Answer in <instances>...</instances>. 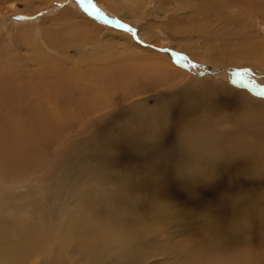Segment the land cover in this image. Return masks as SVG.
<instances>
[{
    "label": "bare ground",
    "instance_id": "bare-ground-1",
    "mask_svg": "<svg viewBox=\"0 0 264 264\" xmlns=\"http://www.w3.org/2000/svg\"><path fill=\"white\" fill-rule=\"evenodd\" d=\"M110 1L105 3L110 6ZM251 3L247 0L246 7L258 13L259 5L252 9ZM42 67L13 75L11 65L5 67L7 74L0 69V183L6 189L34 171L44 176L68 166L71 171L77 165L73 154L87 151L82 160L95 159L85 192L90 190L96 201L88 205L79 196L64 228L66 249L80 256L77 264H136L148 239L180 226L176 235L181 241L173 243L168 234V245L155 249L168 264H264V102L201 78L190 99L189 93L166 88V94L155 97L160 105L150 109L141 95L168 82L157 85L161 79L152 80L142 68L137 73L134 68L95 71L93 85L79 68L68 85L66 72ZM261 67L253 70L259 75L252 74L264 86ZM123 100L122 109L95 116ZM227 122L235 126L228 132L240 139L220 140L209 150L208 141L219 135L212 128L225 135L216 126ZM78 123L89 127L78 129ZM73 128L71 137L89 139L86 145L92 148L71 141L65 149L69 137H62L58 147L64 152L53 165L45 150ZM203 184L214 192L207 200H194L206 192ZM172 200L184 201V219L173 205L165 213L160 210L161 203ZM14 212L15 225L0 227V264H22L19 248L32 235V208L18 205Z\"/></svg>",
    "mask_w": 264,
    "mask_h": 264
},
{
    "label": "rangeland",
    "instance_id": "rangeland-1",
    "mask_svg": "<svg viewBox=\"0 0 264 264\" xmlns=\"http://www.w3.org/2000/svg\"><path fill=\"white\" fill-rule=\"evenodd\" d=\"M105 1L0 0V69L11 65L15 70L11 75L23 70L35 72L42 66L60 73L62 70L69 75L66 80L71 85V75L80 68L84 72L83 78L93 85L92 74L95 71L126 68L134 71V68L137 73L142 68V72H151L152 80L161 79L157 85L168 82V86L149 89L141 95L147 99L145 104L150 109L160 105L155 97L166 94V88H171L169 91L172 92L189 93L187 99H190L201 86L202 83H198L201 78L222 89L231 91L227 87L236 88L240 96L248 100L264 102V86L255 76L259 72L253 73L254 69L262 70L261 66H264V0H249L253 4L250 5L252 9L254 4L259 5L260 8H256L258 13L249 11L247 0H111V7ZM52 63L59 68L51 67ZM2 71L8 73L6 68ZM207 101H217V98H208ZM119 104L116 108L103 109L95 116L122 109L126 101ZM233 115L230 114V118ZM78 124V129L89 127V124ZM216 127L225 131V135L212 128L219 135L208 141L209 150L214 149L220 140L240 139L228 132L235 127L229 122ZM77 128L65 131L60 140L45 150L47 161L54 165L61 159L64 149H59V144L62 147L64 143V148L68 149L71 141H75L84 149L88 147V151L92 148L93 145H86L89 139L76 134L71 137ZM62 137L69 138L62 143ZM86 153L71 156L74 166L77 164L71 171L66 170L70 166L45 176L44 171H34L23 175L21 181L7 185L6 189L0 183L2 231L17 222L16 206L27 205L34 212L30 217L32 227H29L32 235L28 243L19 248L22 264H77L80 256L66 249L63 237L76 199L82 196L88 205L96 201L90 190L85 192L90 187L87 180L92 175L89 165L96 162L95 159L89 162L82 160ZM95 158L103 164L99 157ZM54 175H57L56 179ZM82 176L86 183L80 181ZM200 187L206 192L194 200H207L214 192L210 185ZM178 201L163 202L160 210L163 207L165 213L173 205L174 213L178 210L184 219L187 215L184 213V201ZM187 201L190 203L192 200ZM181 228H167L164 235L148 239L144 254L137 263L168 264L167 257L155 249L168 245V234H171L173 243L181 241L176 235ZM149 244H153L152 248ZM183 262H186L185 258Z\"/></svg>",
    "mask_w": 264,
    "mask_h": 264
},
{
    "label": "snow or ice",
    "instance_id": "snow-or-ice-1",
    "mask_svg": "<svg viewBox=\"0 0 264 264\" xmlns=\"http://www.w3.org/2000/svg\"><path fill=\"white\" fill-rule=\"evenodd\" d=\"M250 83V82H249Z\"/></svg>",
    "mask_w": 264,
    "mask_h": 264
}]
</instances>
